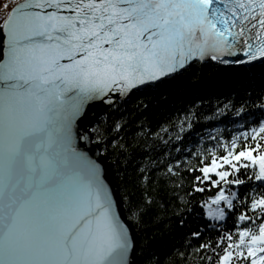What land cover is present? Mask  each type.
I'll use <instances>...</instances> for the list:
<instances>
[{
	"label": "snow or ice",
	"instance_id": "1",
	"mask_svg": "<svg viewBox=\"0 0 264 264\" xmlns=\"http://www.w3.org/2000/svg\"><path fill=\"white\" fill-rule=\"evenodd\" d=\"M0 9V264H135L132 224L164 196L181 225L196 204L209 218L173 249L179 260L264 264V86L252 83L264 84V0H4ZM208 61L241 67L249 88L195 100L156 129L142 120L129 143L131 92ZM93 103L112 118L84 122ZM132 149L137 203L105 163L115 155L127 167Z\"/></svg>",
	"mask_w": 264,
	"mask_h": 264
},
{
	"label": "trees",
	"instance_id": "2",
	"mask_svg": "<svg viewBox=\"0 0 264 264\" xmlns=\"http://www.w3.org/2000/svg\"><path fill=\"white\" fill-rule=\"evenodd\" d=\"M4 0H0L3 3ZM11 6V5H10ZM0 9V14H2ZM240 72V71H238ZM233 70L216 68L212 63L202 64L197 62L186 72L169 77L159 86L135 92L124 102L122 108L128 116V128L125 133L126 140L130 143L133 134L137 131L136 125L144 121L152 129L171 120L177 111H183L185 107H190L195 100L215 102L218 99L230 96L235 93L237 98L243 95V90L250 86L249 78H239ZM257 87L264 86L259 80L252 81ZM111 119L114 113L111 109L107 112ZM115 115H119L116 113ZM197 132H200V125H195ZM219 127L226 133L234 132L237 124L228 125L221 123ZM211 131V127L205 128ZM215 135V133H213ZM195 139V137H190ZM114 152L115 150H110ZM114 162L116 169V179L120 184L122 195L129 197L132 203H137L141 199V189L136 184V161L139 158V151L132 149V155L125 167L120 158L115 155H108ZM157 193H162V188L156 189ZM210 191L197 194L195 199H204L212 195ZM169 197H162V206L147 214L143 221L135 224L141 238L139 249V260L137 264H149V257H152L151 264H203V261L189 259L181 261L177 258L173 249L182 248L186 237L192 231H197L199 226L208 223L209 218L204 215L206 211L199 204L192 206V211L185 213L183 225L180 219L169 207ZM249 215L252 212L249 210ZM234 217L228 218L225 230L233 228ZM258 224L259 221L257 220ZM237 226H247L240 222ZM213 231L207 233L208 236L218 235ZM194 243H199L194 241ZM195 255V254H194ZM167 258V259H166Z\"/></svg>",
	"mask_w": 264,
	"mask_h": 264
},
{
	"label": "water",
	"instance_id": "3",
	"mask_svg": "<svg viewBox=\"0 0 264 264\" xmlns=\"http://www.w3.org/2000/svg\"><path fill=\"white\" fill-rule=\"evenodd\" d=\"M170 76H172V75H170ZM167 77H169V76H167ZM165 78L166 77H162V78H159V80L156 82H146L145 85L137 86V88L131 92V95L129 96V98L132 96V94L137 89L141 90V89L147 87L148 85L158 84L159 82H163L165 80ZM108 110H109V108L105 105H102L100 103H93V104H91V106L88 107L87 112H86L85 116L83 117V120H84V122H87L89 120H93L95 118L101 117ZM90 147H92L93 151H95V145H92ZM105 163L108 165L110 182L117 188V190L119 192H121L120 184L117 181L116 176H115L116 175V169H115L114 162H112L110 160V157L107 156ZM132 231L134 234V240H135V245H136V251L134 253L135 264H137V261L139 260V249H140L141 238H140V234H139L138 230L136 229L134 223L132 224Z\"/></svg>",
	"mask_w": 264,
	"mask_h": 264
},
{
	"label": "bare ground",
	"instance_id": "4",
	"mask_svg": "<svg viewBox=\"0 0 264 264\" xmlns=\"http://www.w3.org/2000/svg\"><path fill=\"white\" fill-rule=\"evenodd\" d=\"M167 79H168V78H167ZM160 83H161V82H159L158 84H156V85H154V86H159V87H161V86H160Z\"/></svg>",
	"mask_w": 264,
	"mask_h": 264
}]
</instances>
